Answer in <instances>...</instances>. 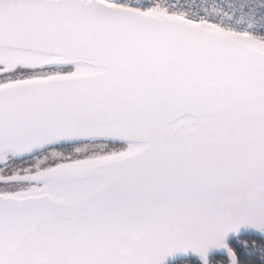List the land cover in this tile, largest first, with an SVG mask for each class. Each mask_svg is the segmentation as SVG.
<instances>
[{
	"label": "snow or ice",
	"instance_id": "1",
	"mask_svg": "<svg viewBox=\"0 0 264 264\" xmlns=\"http://www.w3.org/2000/svg\"><path fill=\"white\" fill-rule=\"evenodd\" d=\"M264 264V0H0V264Z\"/></svg>",
	"mask_w": 264,
	"mask_h": 264
},
{
	"label": "built area",
	"instance_id": "2",
	"mask_svg": "<svg viewBox=\"0 0 264 264\" xmlns=\"http://www.w3.org/2000/svg\"><path fill=\"white\" fill-rule=\"evenodd\" d=\"M181 2H183V3H193V4H203L205 2H216V0H181ZM220 2H223V3H228V2H232V3L252 2V3H255V4L259 5L260 0H220Z\"/></svg>",
	"mask_w": 264,
	"mask_h": 264
},
{
	"label": "flooded vegetation",
	"instance_id": "3",
	"mask_svg": "<svg viewBox=\"0 0 264 264\" xmlns=\"http://www.w3.org/2000/svg\"><path fill=\"white\" fill-rule=\"evenodd\" d=\"M177 264H187V260L179 261V262H177Z\"/></svg>",
	"mask_w": 264,
	"mask_h": 264
},
{
	"label": "water",
	"instance_id": "4",
	"mask_svg": "<svg viewBox=\"0 0 264 264\" xmlns=\"http://www.w3.org/2000/svg\"><path fill=\"white\" fill-rule=\"evenodd\" d=\"M182 260H186V258H178L177 262L182 261Z\"/></svg>",
	"mask_w": 264,
	"mask_h": 264
}]
</instances>
